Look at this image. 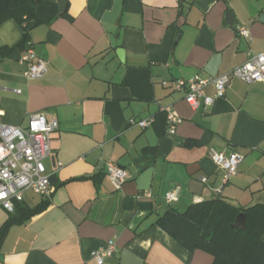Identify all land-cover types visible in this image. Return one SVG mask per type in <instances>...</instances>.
<instances>
[{
  "label": "crops",
  "instance_id": "0c3cea01",
  "mask_svg": "<svg viewBox=\"0 0 264 264\" xmlns=\"http://www.w3.org/2000/svg\"><path fill=\"white\" fill-rule=\"evenodd\" d=\"M262 13L264 0H66L63 15L30 32L46 62L36 80L24 77L20 26L2 21L0 123L24 126L42 112L58 130L43 161L52 175L48 205L7 226L0 264H96L91 252L110 240L115 251L103 264H211L208 252L185 248L158 219L217 197L264 203V84L231 79L222 98L196 110L171 84L218 76L263 51ZM166 107L182 119L174 134L164 131ZM150 118L146 128L129 123ZM210 150L242 156L225 185ZM108 161L126 172L119 190L105 174ZM176 187L178 200L166 204ZM145 191L151 199L139 198ZM40 202L26 192L22 203ZM10 217L0 206V232Z\"/></svg>",
  "mask_w": 264,
  "mask_h": 264
},
{
  "label": "built area",
  "instance_id": "2783aa9c",
  "mask_svg": "<svg viewBox=\"0 0 264 264\" xmlns=\"http://www.w3.org/2000/svg\"><path fill=\"white\" fill-rule=\"evenodd\" d=\"M238 34L249 39L248 30L240 28ZM21 63L26 65L24 77L29 80L42 78L46 72V62L38 58L31 47L23 50ZM245 83L264 84V50L251 56L243 64L218 76L199 77L189 80H175L171 84L174 91H183V100L193 109L201 105L211 106L216 99L222 98L231 79ZM167 86V82H162ZM212 89L211 94L206 90ZM20 94V90H14ZM166 115V132L174 134L182 119L176 116L169 107L163 109ZM130 125L146 128L152 118L130 120ZM58 130V122L54 118L47 119L42 112L30 113L26 116L24 126H10L0 123V206L8 213H13L15 203L24 201L25 193L31 192L42 200H48L52 193L51 176L45 173L43 161L51 153L52 134ZM210 159L222 171L221 184L225 185L238 170L242 156L237 152L226 155L210 150ZM105 174L114 190H119L126 180V172L111 161L104 163ZM202 183L207 181L202 177ZM179 187L164 194L163 200L170 204L178 200ZM139 198L151 199L150 192H143ZM115 251L114 242L108 241L105 248L91 252L96 264H103Z\"/></svg>",
  "mask_w": 264,
  "mask_h": 264
},
{
  "label": "trees",
  "instance_id": "16d2710c",
  "mask_svg": "<svg viewBox=\"0 0 264 264\" xmlns=\"http://www.w3.org/2000/svg\"><path fill=\"white\" fill-rule=\"evenodd\" d=\"M58 16L55 2L0 0V23L12 19L20 26L22 37L18 46L22 50L32 48V29L49 25ZM47 205L48 200H42L33 208L15 203L0 238L10 223L25 221L43 211ZM240 213L245 215L244 230L231 227ZM158 225L185 248L208 252L212 256L211 264H264V203L242 207L217 197L189 205L182 213L169 210L158 219Z\"/></svg>",
  "mask_w": 264,
  "mask_h": 264
},
{
  "label": "water",
  "instance_id": "95a60500",
  "mask_svg": "<svg viewBox=\"0 0 264 264\" xmlns=\"http://www.w3.org/2000/svg\"><path fill=\"white\" fill-rule=\"evenodd\" d=\"M185 0H180V4L182 5ZM57 5L58 14L61 15L66 10V0H55ZM226 21L227 24L230 25L233 23V15L231 13L226 14ZM259 21L264 23V13H262L259 17ZM122 53H120L121 55ZM121 60V58H120ZM122 61V60H121ZM232 228L237 230H244L245 229V215L240 213L236 217L234 223L231 225Z\"/></svg>",
  "mask_w": 264,
  "mask_h": 264
},
{
  "label": "rangeland",
  "instance_id": "374dc122",
  "mask_svg": "<svg viewBox=\"0 0 264 264\" xmlns=\"http://www.w3.org/2000/svg\"><path fill=\"white\" fill-rule=\"evenodd\" d=\"M237 206V205H236Z\"/></svg>",
  "mask_w": 264,
  "mask_h": 264
}]
</instances>
